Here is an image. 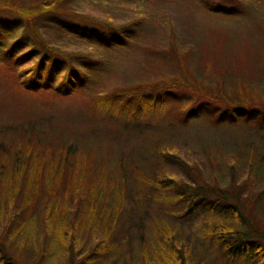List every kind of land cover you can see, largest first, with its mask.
Here are the masks:
<instances>
[{
  "label": "rangeland",
  "instance_id": "374dc122",
  "mask_svg": "<svg viewBox=\"0 0 264 264\" xmlns=\"http://www.w3.org/2000/svg\"><path fill=\"white\" fill-rule=\"evenodd\" d=\"M55 1L60 12L76 16L70 23L126 30L122 44L109 49L48 32L74 62L71 80L64 64L50 74L57 85H73L65 95L28 94L11 86L0 67V164L11 175L19 154L29 158L28 167L36 164L33 171L65 163L70 182L85 173L83 186L100 190L104 219L97 226H72L67 218L81 249L75 262L146 264L143 255L151 257L162 240L169 247L197 244L198 264H226L211 242L209 218L225 227L227 217L209 215L207 205L185 214L188 206L174 199L177 192L156 187L160 177L220 187L242 203L264 239V112L233 109L238 103L264 107V0ZM41 74L48 75L47 68ZM169 85L183 89L146 95L144 108L127 106L121 117L96 105L110 93L120 94L110 103H126L121 91ZM4 194L0 189V237L11 234L5 249L21 264H73L51 234L43 236L40 223L24 239L15 237L16 222L27 214ZM26 208L31 229L38 207ZM111 219L107 242L104 224Z\"/></svg>",
  "mask_w": 264,
  "mask_h": 264
},
{
  "label": "trees",
  "instance_id": "16d2710c",
  "mask_svg": "<svg viewBox=\"0 0 264 264\" xmlns=\"http://www.w3.org/2000/svg\"><path fill=\"white\" fill-rule=\"evenodd\" d=\"M59 9H61V3L56 4L55 0H31L29 3L22 0H0V67L4 68L7 76H11L9 77L11 86H18L24 92L32 95L61 96L70 92L72 84L68 90V81H65L63 85H57L50 74L53 73L54 66L64 64L69 67V80H71L73 59L64 52L62 53V48L60 49L59 45L54 44L57 42L56 39L50 37L49 40L48 32L55 33L56 38L67 36L76 41L83 40L93 46L101 45L100 47L106 49L113 48L114 45L120 46L124 41L121 36L126 33L125 29L122 32L119 29L112 32L98 24L82 27L70 23L75 20L76 16L66 11L60 12ZM24 47H29L28 51L20 54L19 52ZM81 59L87 60L84 57ZM31 60L36 61L32 66L25 67L24 64ZM45 68L49 74L43 77L41 72ZM160 89L162 91H159ZM180 89L174 85H169L168 88L166 86L144 87L140 92L135 91L136 89H129L121 91L125 98L121 101L126 103H110L112 100H120L118 99L119 93H110L99 97L101 103H96V105L109 115L120 113L121 117L127 106L129 110L131 107L134 110H138V107L144 108L146 95L155 99L159 94L165 95L169 92L180 91ZM128 96L138 98L140 101L129 103ZM211 102L218 103L213 100ZM233 109L239 113L252 114L254 109L264 112V107L257 104L238 103ZM164 155L173 158L168 153H164ZM28 159L26 154L16 156L11 175L8 173L10 171L7 166L3 163L0 164V189L3 190L4 195H10L12 201H20V206L27 214L26 219L16 222L13 234L22 240L25 233L37 229L40 223L43 226V236L47 238L51 234L52 242L75 264L77 262H75L74 256L77 254V250L81 249L75 246L78 237L72 227V232L69 230L67 218L69 217L72 226L79 221L88 224L90 228L97 226L98 222L104 219L103 208L98 198V196L101 198L100 190L97 186L90 189L83 186L85 182H88L85 173L76 177L73 183L70 182L68 167L65 163L57 168L51 162L47 172L46 170L33 171L36 169V164L30 165L33 168L28 167ZM35 174L38 175V178L34 177ZM202 183L203 185L192 187L165 177H160L158 181L154 182L158 189L175 191L179 194V197L174 199L185 202L188 206L185 214L189 215L199 206L207 205L209 215L217 217L218 214V216L225 215L227 217L222 221H226L228 224L225 227L217 225L216 218H209V225L214 226L209 230L210 236L213 237L210 238L211 242L217 245L220 257L227 262L226 264H264V239L260 235L259 228L254 224L250 225L248 218L243 215L242 203L231 198L229 193L220 187ZM187 189L188 191L184 193ZM29 206H33V209L38 207L37 215L34 217L39 215L34 220L31 229L29 219L32 216L29 215L26 208ZM70 212L77 219L72 218ZM231 219L235 220V225L231 223ZM113 221L114 219H111L104 224L107 242L110 241L114 229ZM216 227H220L218 232H216ZM7 233L4 237L7 236L11 240V234L7 235ZM4 237H0V264H21L13 253L5 249ZM96 246H94L93 252L96 251ZM196 246L197 244L194 246V244L187 243L169 247L161 240L159 248L153 251L151 257L143 255L144 262L146 264H198L195 256ZM92 263L94 261L88 257L83 262V264Z\"/></svg>",
  "mask_w": 264,
  "mask_h": 264
}]
</instances>
